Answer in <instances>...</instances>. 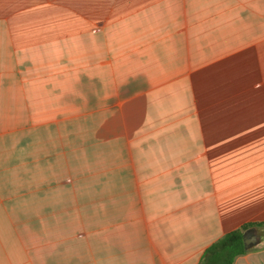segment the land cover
I'll return each instance as SVG.
<instances>
[{"label":"crops","instance_id":"crops-1","mask_svg":"<svg viewBox=\"0 0 264 264\" xmlns=\"http://www.w3.org/2000/svg\"><path fill=\"white\" fill-rule=\"evenodd\" d=\"M256 222L264 0H0V264H199Z\"/></svg>","mask_w":264,"mask_h":264},{"label":"trees","instance_id":"trees-1","mask_svg":"<svg viewBox=\"0 0 264 264\" xmlns=\"http://www.w3.org/2000/svg\"><path fill=\"white\" fill-rule=\"evenodd\" d=\"M252 228L264 229V222L247 223L228 232L204 252L199 264H234L239 256L251 250L245 248L244 236Z\"/></svg>","mask_w":264,"mask_h":264},{"label":"water","instance_id":"water-1","mask_svg":"<svg viewBox=\"0 0 264 264\" xmlns=\"http://www.w3.org/2000/svg\"><path fill=\"white\" fill-rule=\"evenodd\" d=\"M260 242L261 235L259 234L257 228H252L245 232L244 245L246 249H251L255 245H258Z\"/></svg>","mask_w":264,"mask_h":264},{"label":"rangeland","instance_id":"rangeland-1","mask_svg":"<svg viewBox=\"0 0 264 264\" xmlns=\"http://www.w3.org/2000/svg\"><path fill=\"white\" fill-rule=\"evenodd\" d=\"M260 229V228H259ZM262 230V229H261ZM263 231H264V229H263Z\"/></svg>","mask_w":264,"mask_h":264}]
</instances>
